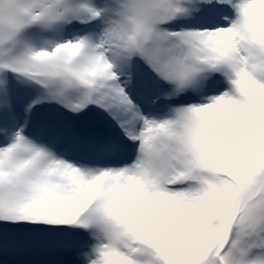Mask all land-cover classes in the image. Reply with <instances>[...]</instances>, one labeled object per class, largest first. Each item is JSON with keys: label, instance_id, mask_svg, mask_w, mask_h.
<instances>
[{"label": "snow or ice", "instance_id": "1", "mask_svg": "<svg viewBox=\"0 0 264 264\" xmlns=\"http://www.w3.org/2000/svg\"><path fill=\"white\" fill-rule=\"evenodd\" d=\"M0 264H264V0H0Z\"/></svg>", "mask_w": 264, "mask_h": 264}]
</instances>
